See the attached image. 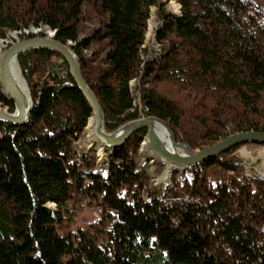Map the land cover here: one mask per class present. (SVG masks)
Returning <instances> with one entry per match:
<instances>
[{
  "label": "trees",
  "instance_id": "obj_1",
  "mask_svg": "<svg viewBox=\"0 0 264 264\" xmlns=\"http://www.w3.org/2000/svg\"><path fill=\"white\" fill-rule=\"evenodd\" d=\"M152 10L160 53L145 38ZM30 27L73 51L107 133L155 117L194 151L264 133V0H0V39ZM17 62L32 110L0 122V264H264V179L238 147L170 170L162 188L140 162L145 130L98 166L80 144L92 110L63 58ZM1 107L14 112L0 93ZM80 201L108 224L70 232L64 208Z\"/></svg>",
  "mask_w": 264,
  "mask_h": 264
},
{
  "label": "water",
  "instance_id": "obj_2",
  "mask_svg": "<svg viewBox=\"0 0 264 264\" xmlns=\"http://www.w3.org/2000/svg\"><path fill=\"white\" fill-rule=\"evenodd\" d=\"M37 29L38 32H41V29ZM43 29L48 30L46 27ZM54 36L55 34L47 37H36L32 35L30 38L20 40L7 47L0 55V93L14 103L13 113H8L7 110L0 108V122L22 125L28 121L32 110L29 90L25 83L29 95L28 102L14 84L11 76V68L12 64L15 63L19 69L17 62L19 55L29 51L46 49L60 55L67 64L70 76L73 78L77 88L92 110L91 133L89 135L84 133V138H87L89 143L92 142L101 145L104 148V153H106L105 151L107 149H111L112 153L121 150L132 134L139 130H145L146 134L142 142V148L145 146L147 153V156L144 155L145 159L147 161L156 159L158 160L156 164L160 166H165L166 168V165H168L170 170L183 172L187 168L195 167L207 159L214 158L239 146H264V133L251 131L232 134L210 147L200 151H194L188 145L176 142L167 124L155 117H143L133 120L120 126L115 131L107 133L104 129L103 110L98 99L83 79L73 51L67 45L56 41ZM157 126L167 132L169 145L164 144L158 136L156 132ZM89 137L91 138L89 139ZM90 151L95 152L94 149Z\"/></svg>",
  "mask_w": 264,
  "mask_h": 264
},
{
  "label": "rangeland",
  "instance_id": "obj_3",
  "mask_svg": "<svg viewBox=\"0 0 264 264\" xmlns=\"http://www.w3.org/2000/svg\"><path fill=\"white\" fill-rule=\"evenodd\" d=\"M153 11H151L152 13ZM154 13V12H153ZM154 26L152 25V28L148 32L150 34L148 36V41L151 43V39L153 37V30ZM48 30H44L43 28L41 29V32L37 31V34H34L36 37H47L49 36V33L47 32ZM52 34V33H51ZM54 35V34H52ZM26 39V38H25ZM21 40V39H20ZM19 40V41H20ZM5 44L0 43V46L3 47L0 49V55L2 52L6 49ZM9 47V45H8ZM137 108L140 109V103L137 101L136 103ZM2 110H6V108H2ZM143 118V117H141ZM90 124V123H89ZM91 131L92 126H88V128L85 129L86 131ZM87 131V133H89ZM82 137V143H83V138L84 134ZM80 143V144H82ZM140 155V162L144 163L147 162L150 165L149 168V174L152 179V184L155 187L162 188L168 183V176L170 173V170L167 173V170L165 169V166H160L158 164L153 163L152 161H147L144 157V154L139 151ZM232 156L236 157L241 161V163L244 165L247 173L249 175H256L264 178L263 172H264V146H259V145H246V146H241L235 149L232 153ZM160 168L161 171L158 172L156 169ZM162 180V181H161ZM48 208L51 209H56V207L51 204L47 205ZM65 212L68 210L70 212H73V219L72 220H67L64 219L61 223L64 226H67V228L70 230V232H76L78 229H92L95 230L98 227H101L103 225L108 224L107 221H104L105 218V213H103V209L101 208L100 205L97 203L93 205H87L85 201H80V202H68L64 208ZM65 215H68V213H65ZM67 217V216H66Z\"/></svg>",
  "mask_w": 264,
  "mask_h": 264
},
{
  "label": "built area",
  "instance_id": "obj_4",
  "mask_svg": "<svg viewBox=\"0 0 264 264\" xmlns=\"http://www.w3.org/2000/svg\"><path fill=\"white\" fill-rule=\"evenodd\" d=\"M169 3H170V8L172 9V11L174 13H176V14H179L180 13V6H179V4L177 2H175V1H170ZM152 11L154 12V10H152ZM153 12L151 13V18L148 21V29H147V33H146L145 38H146V42L147 43H150L148 41V36L150 35V34H148V32L150 31V29L152 28V25H153L154 28L152 30L153 37L151 39V41H152L151 43L154 44V49H155L156 53H160L161 52V47L154 40V29H155V26L156 25H155V23L153 21ZM37 31H38V29L33 28V27H30L28 30L7 32L5 34V37L3 39H0V43L5 44L4 46H5V48H7L8 45L11 46L12 44L18 42L21 39V37L28 36V35H31L32 36L34 34H37ZM47 32H51L52 34H55L54 31H51L49 29H48ZM51 33H49V34H51ZM2 48L3 47L0 46V49H2ZM131 85H133V82L131 83ZM86 133H87V131H86ZM142 145H143V143H141V146H140V149H139V151H141V153H143L142 152ZM82 146L86 150H91V149H94L95 150L94 153H95V156H96V164L98 166L103 165V163L107 161L106 154L104 153V148L101 145H99L97 143L94 144L92 142L89 143L87 138H83ZM99 151H102L103 152V157L101 155H99Z\"/></svg>",
  "mask_w": 264,
  "mask_h": 264
},
{
  "label": "bare ground",
  "instance_id": "obj_5",
  "mask_svg": "<svg viewBox=\"0 0 264 264\" xmlns=\"http://www.w3.org/2000/svg\"><path fill=\"white\" fill-rule=\"evenodd\" d=\"M49 36H52V35L49 34ZM11 76H12V80H13L14 84L18 87V89L24 95L25 99L29 102V95H28L27 87H26L25 82H24V80H23V78H22V76H21V74L19 72V69H18V67H17V65L15 63L12 64ZM88 126H92V119L89 120ZM88 126H87V128H88ZM87 131H88V129H87ZM88 132L89 133H87V134L89 135L91 133V131H88ZM156 132H157L158 136L160 137V139L164 142V144L169 145V137H168L167 132L163 128L159 127V126L156 127ZM90 138L91 137H89V139ZM142 152H143V154L145 156H147L145 146H143ZM99 155H101L103 157V152L99 151ZM152 162L156 164V163H158V160L152 159ZM165 169L167 170V173L170 170L168 165H166Z\"/></svg>",
  "mask_w": 264,
  "mask_h": 264
}]
</instances>
